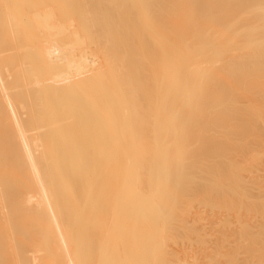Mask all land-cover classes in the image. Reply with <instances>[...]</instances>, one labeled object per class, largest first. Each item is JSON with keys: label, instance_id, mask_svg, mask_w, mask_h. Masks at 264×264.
Listing matches in <instances>:
<instances>
[{"label": "bare ground", "instance_id": "bare-ground-1", "mask_svg": "<svg viewBox=\"0 0 264 264\" xmlns=\"http://www.w3.org/2000/svg\"><path fill=\"white\" fill-rule=\"evenodd\" d=\"M0 264H264V0H0Z\"/></svg>", "mask_w": 264, "mask_h": 264}]
</instances>
